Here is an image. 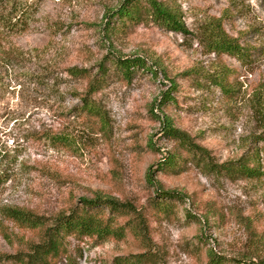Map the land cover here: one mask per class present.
I'll list each match as a JSON object with an SVG mask.
<instances>
[{"label": "rangeland", "instance_id": "obj_1", "mask_svg": "<svg viewBox=\"0 0 264 264\" xmlns=\"http://www.w3.org/2000/svg\"><path fill=\"white\" fill-rule=\"evenodd\" d=\"M120 1L0 0V264H19L4 255L39 236L9 209L53 217L96 194L143 218L155 259L138 257L145 243L113 213L120 233L68 235L56 264H209V251L220 264H264V175L208 171L165 130L185 133L215 165L249 161L264 172V0H159L186 34L118 17L110 30L106 13ZM19 6L26 22L9 26ZM217 21L257 49L249 62L207 48L204 31ZM118 57L146 65L126 75ZM220 70L228 95L208 79ZM92 78L103 79L91 97L105 125L81 110Z\"/></svg>", "mask_w": 264, "mask_h": 264}, {"label": "trees", "instance_id": "obj_2", "mask_svg": "<svg viewBox=\"0 0 264 264\" xmlns=\"http://www.w3.org/2000/svg\"><path fill=\"white\" fill-rule=\"evenodd\" d=\"M21 6L14 8L10 11L5 23L9 26L23 25L26 20L23 18L25 8L21 10ZM108 20L106 27L110 28L111 19L118 17L125 25L137 24L146 20L165 27L168 30L180 32L183 34L188 33L184 23L181 21V14L159 0H121L119 5L106 13ZM206 37V46L217 55L226 54L236 58L242 64L250 61L257 49L245 48L238 44L236 39L229 36L222 28L220 22L210 24L208 29L204 31ZM116 63L125 72L130 75L137 67H144L146 63L138 57L116 59ZM70 73L74 76L85 75V70L69 69ZM106 72V71H105ZM104 72V73H105ZM104 75V74H103ZM227 74L225 71L220 70L217 75H209L210 81L215 84L226 95L231 92V87L228 85ZM103 80V79H102ZM101 80V81H102ZM101 81L96 78L89 79L88 87L85 95L81 99V110L89 114L96 115L102 125L106 124V115L97 102H95L91 95L99 88ZM166 132L170 133L173 139H177L179 146L192 152L193 157L196 159L197 164H201L208 171H224L228 175L246 176L249 178L264 175L263 167L257 163L250 164L249 161H241L234 167L230 163H222L215 165L209 159L208 151L194 144L185 133L173 127L171 124L165 128ZM264 153V145L260 150ZM10 159H6L9 163ZM164 162L172 165L175 161L173 156L166 158ZM7 166V165H4ZM6 172L1 171L2 177H7ZM4 179V178H3ZM166 195H168L166 193ZM105 207L112 214L104 217L103 211L98 208ZM113 213H120L129 217L131 222L130 228L132 232L141 237L145 243L144 248L146 251L139 254V258L155 259V253L151 251L148 242V232L146 223L143 218L134 212V209L128 204L119 201L106 195L96 194L92 199H80V205L71 207L66 211H59L53 217H46L43 215H35L24 209L11 208L8 211V216L14 221L19 222L31 229H38L39 236L36 242H33L30 247L23 252L16 253V255H4V258H12L19 264H56L55 258L58 257L63 251V240L66 236L76 237H96L105 238L109 235L118 234L121 228L114 226ZM209 264H220V258L215 253L209 251Z\"/></svg>", "mask_w": 264, "mask_h": 264}]
</instances>
